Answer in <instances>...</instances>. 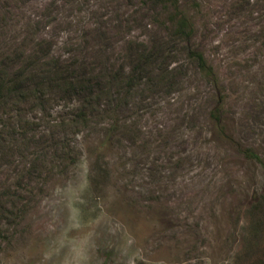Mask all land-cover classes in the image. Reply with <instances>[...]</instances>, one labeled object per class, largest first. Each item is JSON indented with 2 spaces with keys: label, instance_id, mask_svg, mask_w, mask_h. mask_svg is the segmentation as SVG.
I'll return each mask as SVG.
<instances>
[{
  "label": "rangeland",
  "instance_id": "obj_1",
  "mask_svg": "<svg viewBox=\"0 0 264 264\" xmlns=\"http://www.w3.org/2000/svg\"><path fill=\"white\" fill-rule=\"evenodd\" d=\"M122 68L144 76L127 94ZM17 73L0 264H264V0H0V74ZM66 76L106 112L70 123L88 96Z\"/></svg>",
  "mask_w": 264,
  "mask_h": 264
},
{
  "label": "trees",
  "instance_id": "obj_2",
  "mask_svg": "<svg viewBox=\"0 0 264 264\" xmlns=\"http://www.w3.org/2000/svg\"><path fill=\"white\" fill-rule=\"evenodd\" d=\"M184 26H185V22L181 18L180 24H179V29H183ZM194 57L198 63L197 65H198L199 71L202 73L205 72V73L209 74L210 68L205 64L203 56L197 52L196 53L194 52ZM121 73L124 76V78H123L124 82L123 83L120 82V83L122 84L123 88L125 89L126 94L129 91H131L132 89L137 88L138 83L142 82V80L144 79V76L141 75V72L138 75H136V74L134 75L131 70H124L122 68ZM18 77H19L18 73L12 75V77H10V79L5 77L4 75L0 74V108L3 106H7V97L9 94L17 93L16 96H18V97L19 96H26L28 94L27 92L19 93L18 85L14 82L17 80ZM113 79H117V77L115 75L111 76L110 80H113ZM56 81H57V84H58L60 90L62 92H64L65 95L67 94L69 97H72L74 95H78L81 92L88 96V97H86L87 100L81 102V104L78 106L76 105L77 106L75 108L76 110L73 111V114H72L71 118L69 119L70 123H72V124L80 123V121H82V120H84L85 122L88 121V119H89L88 108L91 109L92 107L98 106V110L95 108L98 112L99 111L106 112L108 105L110 103H112L110 100L107 101V107H106V104L101 102L102 95L104 92L102 90H95L94 85L88 79L84 80L83 78L77 79L74 76H66V77H63L62 79H57ZM109 83L110 82L108 81V84ZM108 84L106 85L107 87H108ZM30 90H31V95L34 98L37 97L36 93H40L38 89L32 88ZM126 96H128V95H124V97L118 96V98L113 97L112 100L118 101L119 105H120L121 104L120 102H123V99L126 98ZM114 112H116V111L113 110V114H114ZM99 113H101V112H99ZM211 116L215 121L221 122L220 114H219L218 110L213 112V114ZM1 117L2 116L0 115V130L3 127V124L1 122ZM26 123H27V126L30 124L31 125L35 124L34 121H31L30 123L29 122H26ZM104 123L108 126V129L111 130L112 133L118 128L117 122L115 120H109V121H106ZM21 127L25 128L24 125H22ZM17 129H18V127L16 129H14V131H17ZM106 143H107V141H106ZM69 144L70 143H68V145ZM99 146H97L96 149ZM245 155L253 157V158L256 157V155L254 154V152L250 148L246 149ZM92 166L95 167L94 164ZM93 173L96 174V172H94V170L91 172L92 177L94 176V175H92Z\"/></svg>",
  "mask_w": 264,
  "mask_h": 264
}]
</instances>
